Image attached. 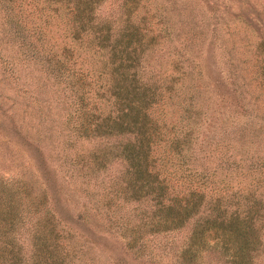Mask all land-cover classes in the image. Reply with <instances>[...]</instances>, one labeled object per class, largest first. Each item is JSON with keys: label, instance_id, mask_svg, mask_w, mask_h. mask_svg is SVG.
<instances>
[{"label": "trees", "instance_id": "1", "mask_svg": "<svg viewBox=\"0 0 264 264\" xmlns=\"http://www.w3.org/2000/svg\"><path fill=\"white\" fill-rule=\"evenodd\" d=\"M172 5L0 0V264H264V115H215Z\"/></svg>", "mask_w": 264, "mask_h": 264}, {"label": "rangeland", "instance_id": "2", "mask_svg": "<svg viewBox=\"0 0 264 264\" xmlns=\"http://www.w3.org/2000/svg\"><path fill=\"white\" fill-rule=\"evenodd\" d=\"M168 1L176 4L172 5V12L179 10L173 15L183 20L181 26L184 28L180 27L181 29L176 31H182L181 34H184L187 28L184 17L194 29L192 33L185 34L186 42H182L181 46L190 50V54L200 60L205 56V51H209V60L211 61L209 73L212 81L209 85V93L212 94V99L215 101L212 100L213 103L211 104L215 108V115L219 116L216 109L219 101L222 103L221 107L218 106L223 111L221 115L227 116V113H230L233 108L239 111L235 114L236 118L233 117L232 124L248 120L253 122L257 116L264 115V88L261 87L262 80L259 77L261 72L258 68L259 64L264 65V61L261 54L257 57L255 43L260 37V32L264 37V0ZM168 7H166L167 10ZM181 12H183V16L180 15ZM194 31L198 35H192L195 33ZM55 36L58 37V32L55 33ZM25 72L30 71L26 69ZM36 74L40 75L41 73L36 72ZM0 77L6 78L2 81L8 80L7 70L1 61ZM241 79H243V86L237 82V80L241 82ZM249 80L250 83L248 84ZM2 81L0 82L1 87L5 93H10L9 86L12 87L14 83L8 85ZM219 81H223L226 85V88L224 86L219 87L222 91L229 88L225 92V94L227 93V100L224 103L221 98L217 97L216 88L213 86ZM234 86L242 90L246 96L243 98L244 103H246L244 107L235 104L234 101L230 103L232 97L229 93ZM226 97L224 95V98ZM259 121H263V119H259ZM233 126L231 125L229 128ZM0 169L2 172V168ZM56 172L61 173L58 169ZM65 189L67 190V185H65ZM106 236L112 247V255L121 257L125 264H144L125 249L124 243L119 237L110 234ZM101 257H106L108 262L111 260L106 250L103 254L101 253Z\"/></svg>", "mask_w": 264, "mask_h": 264}]
</instances>
